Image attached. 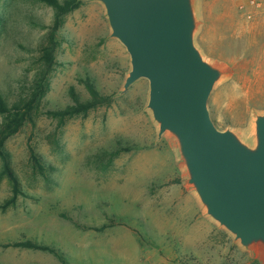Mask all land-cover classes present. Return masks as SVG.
<instances>
[{"label":"rangeland","instance_id":"1","mask_svg":"<svg viewBox=\"0 0 264 264\" xmlns=\"http://www.w3.org/2000/svg\"><path fill=\"white\" fill-rule=\"evenodd\" d=\"M202 15L198 44L233 71L210 98L212 119L220 129H246L252 109H264V0H202ZM55 17L56 9L36 0H0V91L10 104L26 95L41 71ZM108 34L101 6L82 2L55 32L47 92L32 120L5 144L19 194L0 160V264L59 263L49 252L9 246L25 240L60 248L68 264H122L126 250L120 248H72L83 241L87 224L103 222L137 228L145 247L179 243L152 235L141 218L160 212L162 179L175 172L181 181V174L168 142L155 143V128L144 111L148 82L112 98L129 55L119 42L107 40ZM88 80L110 101L63 119L50 114L74 106L73 94L88 101ZM2 122L0 116V129ZM122 236L121 246L132 251L135 238ZM213 236L201 231L196 241L200 248L215 243L224 248V264H260L233 246L226 233Z\"/></svg>","mask_w":264,"mask_h":264},{"label":"water","instance_id":"2","mask_svg":"<svg viewBox=\"0 0 264 264\" xmlns=\"http://www.w3.org/2000/svg\"><path fill=\"white\" fill-rule=\"evenodd\" d=\"M98 4L129 55L119 98L148 82L144 111L166 140L203 218L241 252L264 264V109H252L246 129H220L210 98L233 71L198 44L202 0H77Z\"/></svg>","mask_w":264,"mask_h":264},{"label":"crops","instance_id":"3","mask_svg":"<svg viewBox=\"0 0 264 264\" xmlns=\"http://www.w3.org/2000/svg\"><path fill=\"white\" fill-rule=\"evenodd\" d=\"M176 177L174 172L172 177L162 179L158 186L161 190L160 202H157L160 212L152 215L143 214L141 218L146 222L152 235L179 238L178 244L168 248H157L154 245L145 247V241L137 228L126 224L103 222L100 225L87 224L84 227L86 235L83 241L74 244L72 248L86 251L97 248L96 252H102L103 248H114L116 251V248H120L122 251L126 250L123 252L125 261L122 264H224V248H218L216 243L206 248L199 247L196 241V235L199 232L208 231L213 236V233L220 230L203 218L194 198L186 191L182 183L175 181ZM122 235L135 238V248H132V251L121 246L122 242H119L118 238L123 237ZM65 255L68 264L69 257ZM100 260L102 261V258ZM58 262L62 264L61 261ZM44 264H57V262L49 261Z\"/></svg>","mask_w":264,"mask_h":264},{"label":"trees","instance_id":"4","mask_svg":"<svg viewBox=\"0 0 264 264\" xmlns=\"http://www.w3.org/2000/svg\"><path fill=\"white\" fill-rule=\"evenodd\" d=\"M42 3H45L54 9H56L55 24L52 30V33L48 36L49 45L43 48V67L39 72L36 80L31 84L29 91L26 92V95L21 97L19 101L10 104L6 97L0 91V116L3 119L0 129V160L4 163V172L7 177L12 181L14 186L15 194H19V183L17 177L13 173L10 167V157L5 150V144L7 140L15 135L26 122L31 121L33 118V113L37 108L40 100L45 96L48 83H49V74L52 71V67L55 64V50H56V39L55 32L61 25L62 18L70 13L71 11L77 9L81 3H76L77 0H36ZM87 90L89 91L91 98L86 102H81L80 99L73 94L75 105L71 106L64 112H50L54 117H72L74 115H79L81 113H88L89 110L96 108L99 105L105 104L110 101V97H102L96 91L92 81L88 80L86 84ZM130 147H122L123 151H130ZM32 162L35 167L41 169L40 160L37 156L32 153L31 157ZM177 183H181L180 179L175 180ZM9 246L30 249L35 251H44L53 254L57 257L62 264H67V258L64 252L57 247L38 244L32 242L31 240H25L20 242H15Z\"/></svg>","mask_w":264,"mask_h":264}]
</instances>
